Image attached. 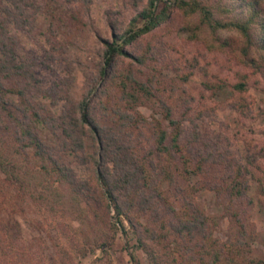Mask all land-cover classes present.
<instances>
[{
  "label": "rangeland",
  "instance_id": "1",
  "mask_svg": "<svg viewBox=\"0 0 264 264\" xmlns=\"http://www.w3.org/2000/svg\"><path fill=\"white\" fill-rule=\"evenodd\" d=\"M146 1L21 0L32 13L31 21L24 28L12 22L8 27L16 38L17 58L32 62L38 78L26 97L43 114L57 117L53 126L32 121L31 129L78 180L87 181V188L76 192L43 171L31 145L15 151L14 132L20 131L17 118L22 112L13 102L9 112L0 106V153L16 164L19 177L12 183L0 171V238L12 237L16 247L12 252L8 248L7 255L0 251L3 264H201L208 262V239L179 235L170 227L196 210L205 214L213 238L237 251L238 261L225 259L226 264H255L264 257V65L253 71L236 54V30H218L216 41L202 26L191 37L185 26L197 21L195 15L172 5L165 20L124 45L130 52H142L146 60L138 63L117 54L113 76L104 77L102 39H111L110 24L118 33L128 29ZM7 3L0 0V10ZM225 40L227 45L220 44ZM243 73L246 86L235 89ZM127 74L152 92L144 103L129 107L121 96L118 84ZM8 95L21 108L26 102ZM84 97L92 100L95 117L124 138L132 160L145 165L162 192L152 205L129 209L123 230L115 228V211L106 206L97 181V140L85 134L83 148L76 151L61 144L59 116L72 107L71 101ZM106 106L134 117L138 111L144 118L135 125ZM165 107L179 121L181 155L170 147L173 125L164 117ZM156 122L167 130L168 150L156 147ZM206 150L214 158L221 151L248 166L249 187L243 195L229 193L224 179L231 170L219 161L208 160L198 168V153ZM209 244L212 249L218 245Z\"/></svg>",
  "mask_w": 264,
  "mask_h": 264
},
{
  "label": "trees",
  "instance_id": "2",
  "mask_svg": "<svg viewBox=\"0 0 264 264\" xmlns=\"http://www.w3.org/2000/svg\"><path fill=\"white\" fill-rule=\"evenodd\" d=\"M0 10V106L9 112L10 104L17 106L22 112L20 120V131H15V151L24 152L25 147L31 145L33 153L38 159V166L43 171L49 172L56 177L55 180L64 183L70 189L81 192L87 188V181H80L72 172L69 165L59 161L51 151V145L42 139L35 130L31 129L32 121L42 122L53 126L57 117L55 114H43L40 109L33 105L26 95L29 93L30 86L38 82V78L32 69V62L17 58L16 55V38L11 33L8 24L13 23L17 28H24L31 21L32 13L21 0H7ZM27 5V4H25ZM172 5L179 7L185 15H195V22H188L186 28L191 31V37L197 36V30L205 26L214 35L213 39L218 41L219 37L215 35L220 29L236 30L240 36L233 46L236 54L243 59L253 71L264 65V55L258 51L264 50V0H229L227 3L213 2L212 0H147L146 4L138 10L133 18L132 24L128 29L118 33L115 26L111 23V39L103 38V59L101 71L104 77L113 76L112 69L115 64L117 54H125L132 57L138 63L146 60L145 55L128 51L124 45L135 37L151 30L163 20L170 12ZM139 22V23H138ZM137 23V24H136ZM220 44H228L227 40ZM257 52L253 54L252 52ZM264 52V51H263ZM71 77V76H70ZM126 79L118 84V89L122 92V97L128 101L129 107L137 103H144V98L152 95L150 89L141 81L136 80L129 74ZM25 79V82L19 80ZM247 75L244 73L240 80L236 81L233 86L235 89H244L246 86ZM15 79V81H14ZM5 80L9 84H5ZM30 80V81H29ZM129 80V83H127ZM32 81V82H31ZM70 81V79H69ZM68 83V80L65 81ZM8 94H16L26 100L22 108L14 102ZM71 106L63 112L60 117L62 125V145L65 149L74 151L83 148V137L90 134L98 142L100 156L96 176L102 193L105 197L106 206L114 209L113 224L115 228L125 229V219L129 217V209L133 206L144 209L151 203L156 202L162 197L160 188L152 181L145 170V165L139 164L132 160L128 147L125 144L119 132L114 131L111 126L99 121L93 113L92 100L84 97L76 102L71 101ZM32 109L31 112L29 109ZM112 115H118L120 120L127 118V122L137 123L139 118H144L140 112L133 113L121 110L118 107L106 106ZM30 113V114H28ZM165 118L173 125L171 134V144L174 150L180 155L183 153L180 141V126L178 119L171 116L170 110L165 107ZM28 117V119H26ZM126 123V122H125ZM125 124H122L124 127ZM136 125V124H135ZM156 147L159 151L168 150L169 145L165 144L168 135L159 122H156ZM121 131V130H118ZM194 138L200 139L201 136L195 132ZM204 146L208 142L204 138ZM0 140L2 135L0 134ZM219 158H214L212 151L198 153V168L202 169L201 164L208 160L220 162L225 169H230V173L224 179L229 193L233 196H241L249 187L247 173L249 168L242 161L234 156H225L224 152H218ZM250 161V160H249ZM16 164L5 158L0 153V171L12 183L18 180ZM190 212V211H189ZM129 220V219H128ZM170 227L179 235L185 233L189 235H200L208 239L209 254L208 262L203 261L201 264H226L227 261L237 262V251L225 243H218L212 236V230L207 224L206 216L200 210L191 211L187 217L179 218L176 222H170ZM0 251L7 255V249L10 252L16 249L13 246L12 237L9 240L1 242ZM213 241L218 245L215 249L210 247L209 242ZM103 243V242H102ZM101 247V244L98 245ZM212 249V250H211ZM226 252L227 256L220 257V253ZM0 264L3 262L0 261ZM255 264H264V257L255 261Z\"/></svg>",
  "mask_w": 264,
  "mask_h": 264
}]
</instances>
